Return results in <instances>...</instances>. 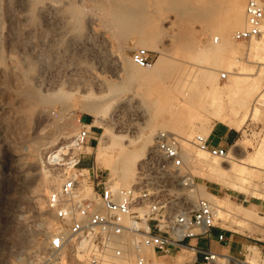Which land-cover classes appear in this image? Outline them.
<instances>
[{
  "label": "rangeland",
  "instance_id": "1",
  "mask_svg": "<svg viewBox=\"0 0 264 264\" xmlns=\"http://www.w3.org/2000/svg\"><path fill=\"white\" fill-rule=\"evenodd\" d=\"M29 1L31 19L13 24L24 32L10 40L12 11L6 0H0V68L7 66L10 56L19 63L17 77L0 72V264H85L81 253L67 261L50 254L49 231L56 223L47 209L46 196L78 159L75 167L94 164L110 175L105 167L121 151L137 148L133 140L150 130H154L155 139L162 131L179 139L185 166L196 182L197 192L188 193L191 203L202 197L216 208L214 228L223 231L227 241L211 238L222 246L212 250L219 255L217 262L211 259L206 264H233L224 254L239 264H256L255 252L257 264H264V170L245 165L246 173H240L241 162L229 155L211 156L192 144L197 133L212 140L233 132L228 150L239 139L247 144L245 152L240 145L233 152L252 154L264 132V104L254 100L264 89V74L252 98L244 104L239 99L243 90L238 82L257 76L264 68L251 42L234 38L235 31L246 24L248 0ZM40 1H57L56 12L59 9L64 17L55 15L54 9L55 16L42 12ZM238 5L243 6L241 20L236 14ZM84 40L93 50L105 44L120 59L115 69L113 63L99 62L90 51L85 68L101 76L99 83L92 80L90 70L83 82L70 78L67 64L75 53L74 44ZM139 47L149 50L150 65L161 58L158 68L138 66L132 60L133 50ZM137 68L151 73L150 77H134L132 70ZM222 72L227 73L224 79ZM37 75L41 78L34 77ZM117 103L122 105L118 116L122 123L110 120L109 131L104 133V127L94 123L93 113L85 106L104 108L110 119ZM254 106L259 109L255 117ZM246 109L243 134L229 121L240 118ZM82 121L92 126L91 135L96 137L88 144L91 149L76 143ZM66 133L69 135L64 138ZM227 159L234 164L229 175L208 170L214 161L227 164ZM139 164L140 160L135 164L133 182ZM52 175L59 180L49 185L46 181ZM231 182L244 184L246 193L229 187ZM212 183L217 190L209 187ZM215 202L235 213L224 215ZM181 252L158 255V261L154 258L149 264H191L194 251L177 258Z\"/></svg>",
  "mask_w": 264,
  "mask_h": 264
},
{
  "label": "built area",
  "instance_id": "2",
  "mask_svg": "<svg viewBox=\"0 0 264 264\" xmlns=\"http://www.w3.org/2000/svg\"><path fill=\"white\" fill-rule=\"evenodd\" d=\"M245 13L246 24L235 31L234 38L251 42L264 34V0H248ZM131 58L139 66L150 65L146 48H135ZM226 77L222 72L221 78ZM91 133L92 126L82 121L77 145H88ZM192 144L211 156L229 155L227 146L214 145L202 133L194 135ZM78 162L46 196L56 223L49 231V251L55 257L67 261L81 253L85 264H149L158 255L188 247L194 249L195 260L202 254L201 264L212 259L215 252L190 240L213 237L216 208L202 197L191 203L188 193L197 192L196 182L174 134H158L128 186L118 185L94 164L75 167ZM216 238L227 241L223 231Z\"/></svg>",
  "mask_w": 264,
  "mask_h": 264
},
{
  "label": "bare ground",
  "instance_id": "3",
  "mask_svg": "<svg viewBox=\"0 0 264 264\" xmlns=\"http://www.w3.org/2000/svg\"><path fill=\"white\" fill-rule=\"evenodd\" d=\"M16 1H18V2H16ZM16 1L15 0H6L7 8L10 9L12 12H14L16 7H20V9L17 10V12H15V13L11 12V14H10V21L12 22V28H11V31L9 33L10 40L11 39L13 40V38H16V37L22 35L24 32L23 29H19L18 27L15 28L13 26V24L14 25L15 24H22V23L25 24L26 22H28L31 19V15L29 13V10L27 9L28 5L31 4V3H29L30 1L29 0H16ZM56 3H57V1H56ZM56 3L53 1L52 2L40 1L38 6H39V9L42 10V12H44L43 10L50 11L51 14L53 15L57 11L56 10L57 9ZM64 4L65 3L61 4L62 7H64L63 6ZM61 5L59 4V6H61ZM53 9H54V13L52 12ZM237 9L238 10L236 11V14L238 17H240V20H241V18H243V15H244L243 14V12H244L243 6L238 5ZM56 13H57V15H58V13L60 14L59 9H58V12H56ZM56 13H55V15H56ZM55 15H53V16H55ZM47 16H49V15H47ZM59 16L61 18L62 15L60 14ZM63 17L64 16H62V18ZM63 21H65V20H63ZM238 26H239V24H238ZM241 27H239V28H241ZM87 40H84L82 42L74 44L73 51L75 53L70 58L71 60L69 59L70 63L67 64V67H68L67 69L70 72L69 73L71 75L70 78H73V79L77 80L78 82L79 81L83 82L84 80H86L85 75L87 74V71L90 70L89 73H91L93 76L92 80L94 79L95 83H99V82H101V76L98 73L92 71L89 67L85 68V66H86L85 62L89 60V59H85V58H88V56H90V51H93V53L98 57L99 62L108 61L106 63H109V62L113 63L114 65L112 64L111 66H113V67L115 66L116 67L115 69H117V65L118 66L120 65L119 64L120 59L115 54H113V52H111L109 50V48L105 46V44H102L99 47L98 46L95 47L94 48V50H96V52H95ZM223 40L225 41V39H222V41ZM32 42H34V41H32ZM239 42H241V41H239ZM251 46L259 53V56H258L259 61L261 63H264V34L260 38L251 41ZM65 59L63 60L64 64H66V61H67V59H66V61H65ZM111 63H109V64H111ZM160 63H161V58L157 57L155 59L154 63L152 65H148L147 67L151 66L153 68V70H155L156 68H158ZM31 64H32V62H31ZM0 72H1V74L8 73L12 77H14L16 75L18 76V74H19L18 59L15 56H10L9 57V63L7 64L6 67L2 66L0 68ZM132 74L134 77H136L138 79L147 80L150 77L151 73L143 71L140 68H137V69L132 70ZM263 74H264V68H262L260 70V73L257 76L251 77V78H245V79H242L238 82V85L241 88L240 91L243 90L242 93L240 92L241 94L239 97L241 104H244L246 101L251 99L252 98L251 95L255 92V90L260 88V83H261V79L263 77ZM34 77L39 78L40 76L37 75ZM26 95L31 96L32 93L26 92ZM257 96L254 98V100L256 99L255 101H257V103H259L260 105H263L264 104V89L259 90V93L257 94ZM85 108L93 113L94 123L104 127V133H107L109 131L110 124L112 122L117 123V124L122 123V121L118 118V116L120 114L119 111L122 109V105H120V103L116 104L115 108L113 109V111L111 113L110 119L106 118L104 108L99 109L97 107H94L92 104H87L85 106ZM258 111H259V109L256 106H254L253 111H252V116L255 117L258 114ZM114 116H117V117H114ZM247 117H248V113H247V109H246L240 118L237 117L234 120L229 121V125L235 129H237V130L242 131L243 134H245L246 131L243 128V125L245 124ZM117 124H115V125H117ZM200 131L205 133V131H203V130H200ZM66 134H67V136L63 134L64 138H67L69 135V133H66ZM156 140H157V137L155 139L154 130H150L148 133H146L145 136L138 137L135 140H133V142L137 148H134L133 150L121 151L118 154V157L112 161L111 165L109 167H105V169H108L111 172L110 177L112 179H116L118 181V183H120L123 186H128V185L132 184L133 178L135 176V164L137 165L138 161L139 160L141 161L144 158V156L147 154V150L149 151L155 146ZM239 145H240V147H242V150L243 149L245 150V147L247 146L246 142L237 139L235 141V143L233 144V146L231 147V151H229V157L231 159H236L237 161L241 162L242 167L240 169L238 168L237 170L240 173H243V174L246 173L244 170L245 168H243V167H245V165L255 166V167H258V168L264 170V132L261 133L259 142L257 143V146H256L254 153L243 154V152L242 153L233 152L234 151L233 149L235 148V146L237 147ZM87 147L89 149H91V146H87ZM201 151L208 153L205 150H201ZM182 156H183V153H182ZM231 159L226 160L228 162L227 164H223L219 160H216L212 164L208 165L209 166L208 170L213 174L220 175V174L226 173L229 175L234 170V164L231 162ZM138 167H139V165H138ZM21 172H20V174H22ZM50 177H48L46 183L48 182L49 185L57 184V182L59 180L57 178V176H53L51 178ZM247 178H249V177H247ZM227 184L232 189L238 190L240 192L246 193V191H247L244 184H236L235 182H231V183H227ZM44 188L45 187L43 186V189ZM37 190L41 191L42 188L38 187ZM44 190H46V189H44ZM190 199H192V198H190ZM216 205L219 208V210L224 213V215H225V213H230V212L235 213L234 211H231V210L223 207L222 205H220L218 203H216ZM240 208L243 209L245 212L250 211L246 206H240ZM242 217L245 219L247 218L245 216H242ZM192 250L194 251V249H192ZM192 250H190V251L192 252ZM50 254H52V253H50ZM224 255H226V259L228 261H230L231 263L239 264L238 263L239 261H237V259H235L233 256H230L227 254H224ZM218 257H219V255L217 253H214V255L212 257V260H214L213 262L216 263ZM156 258L157 257H155L154 260H157ZM234 260H236V262ZM253 261L256 264L258 263L257 252H255V255L253 256Z\"/></svg>",
  "mask_w": 264,
  "mask_h": 264
},
{
  "label": "crops",
  "instance_id": "4",
  "mask_svg": "<svg viewBox=\"0 0 264 264\" xmlns=\"http://www.w3.org/2000/svg\"><path fill=\"white\" fill-rule=\"evenodd\" d=\"M213 3H221V2H225L227 3L229 0H211ZM155 51V50H154ZM92 138H94L93 136H90L89 140H91ZM234 140V133L233 132H226L224 134H222L219 138H213L211 141L214 145H221V146H227L229 143H231L232 141ZM87 146H90V145H87ZM211 185V186H210ZM209 187L211 189H214V190H217V186L215 183H212L210 184ZM221 231L216 229V228H213L212 229V233H213V237H217V235L220 233ZM217 239V238H216ZM219 241V240H218ZM190 243H196L198 245L199 248H202V249H211L213 251L217 250L220 248V246H222L219 242L216 244L214 242L213 239H209L207 237H201L199 239H191L190 240ZM192 250L191 248H188V247H183V249H178V248H175L172 252H180L182 251L178 256L177 258L180 256V255H183V256H187L188 252L191 253L190 250ZM193 251V250H192ZM195 253V252H194ZM193 257V261L195 259V254L192 253L191 255ZM197 259L192 263V264H201V261L203 259V256L201 253H198L197 255ZM158 260V259H157Z\"/></svg>",
  "mask_w": 264,
  "mask_h": 264
}]
</instances>
